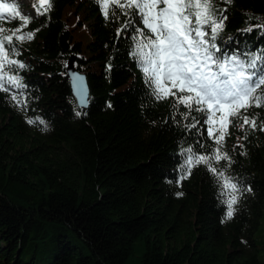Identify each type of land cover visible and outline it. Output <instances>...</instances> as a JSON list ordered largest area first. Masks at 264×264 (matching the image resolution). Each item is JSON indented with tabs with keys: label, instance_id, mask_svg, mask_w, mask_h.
Listing matches in <instances>:
<instances>
[{
	"label": "trees",
	"instance_id": "trees-1",
	"mask_svg": "<svg viewBox=\"0 0 264 264\" xmlns=\"http://www.w3.org/2000/svg\"><path fill=\"white\" fill-rule=\"evenodd\" d=\"M28 3L23 32L34 38L13 40L11 58L24 67L8 73L24 87L5 81L8 91H0V264H264L255 239L264 213V107L242 110L255 130L232 118L222 149L231 163L213 161L239 188L225 219L228 197L206 166L183 180L178 171L182 148L216 147L203 117L192 113L201 123L188 130L191 117H174L171 97L152 99L129 55L133 28L117 36L129 17L105 19L95 0H51L42 16ZM214 7L227 17L218 54L264 56V0ZM21 23L7 14L0 28L11 34ZM71 58L86 77L85 109L70 89Z\"/></svg>",
	"mask_w": 264,
	"mask_h": 264
},
{
	"label": "snow or ice",
	"instance_id": "snow-or-ice-1",
	"mask_svg": "<svg viewBox=\"0 0 264 264\" xmlns=\"http://www.w3.org/2000/svg\"><path fill=\"white\" fill-rule=\"evenodd\" d=\"M95 3L105 19L110 15L117 19L121 15L129 17L117 36L133 28L129 55L141 69L152 99L161 102L171 97L174 117L177 113L186 121L191 117V122L184 125L188 130L201 123L192 113L203 117L207 139L216 147L208 154H198L191 147L182 148L180 180L187 179L197 165H205L221 187L220 195L228 197L222 202L227 206L225 219H231L239 188L225 170L213 166V161L231 163L230 156L222 149L232 118H242V130L245 125L253 130L257 128L256 120L242 116V110L246 113L250 107H264V66H257L264 56L253 55L243 60L237 55L218 54L221 50L215 39L227 17L222 11L218 13L214 0H95ZM33 7L42 16L50 10L51 0H33ZM17 9L15 0H0V17L6 12L11 19L19 18L22 22L11 34L0 28V91H8L5 81L16 88L24 87L18 76L8 74L15 71L13 66L24 67L11 58L18 54L13 40H32L35 34L23 32L31 18L22 16ZM133 17L138 19L134 21ZM11 99L16 101L17 96ZM259 130L264 131V124Z\"/></svg>",
	"mask_w": 264,
	"mask_h": 264
},
{
	"label": "water",
	"instance_id": "water-1",
	"mask_svg": "<svg viewBox=\"0 0 264 264\" xmlns=\"http://www.w3.org/2000/svg\"><path fill=\"white\" fill-rule=\"evenodd\" d=\"M74 59L71 58L66 67L67 76L70 83L71 92L81 109H85L89 102V88L86 82V77L75 69L73 65Z\"/></svg>",
	"mask_w": 264,
	"mask_h": 264
},
{
	"label": "rangeland",
	"instance_id": "rangeland-1",
	"mask_svg": "<svg viewBox=\"0 0 264 264\" xmlns=\"http://www.w3.org/2000/svg\"><path fill=\"white\" fill-rule=\"evenodd\" d=\"M21 5L22 14L33 15V11L28 7V0H17ZM255 239L259 247V259L264 262V213L261 218L259 229L255 234Z\"/></svg>",
	"mask_w": 264,
	"mask_h": 264
},
{
	"label": "bare ground",
	"instance_id": "bare-ground-1",
	"mask_svg": "<svg viewBox=\"0 0 264 264\" xmlns=\"http://www.w3.org/2000/svg\"><path fill=\"white\" fill-rule=\"evenodd\" d=\"M28 5H29V3H28ZM21 12V11H20ZM22 13V12H21ZM26 14V13H25Z\"/></svg>",
	"mask_w": 264,
	"mask_h": 264
}]
</instances>
